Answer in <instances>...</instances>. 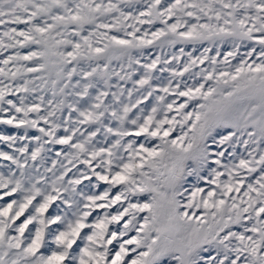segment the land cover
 <instances>
[{
  "label": "snow or ice",
  "instance_id": "snow-or-ice-1",
  "mask_svg": "<svg viewBox=\"0 0 264 264\" xmlns=\"http://www.w3.org/2000/svg\"><path fill=\"white\" fill-rule=\"evenodd\" d=\"M0 264H264V0H0Z\"/></svg>",
  "mask_w": 264,
  "mask_h": 264
}]
</instances>
